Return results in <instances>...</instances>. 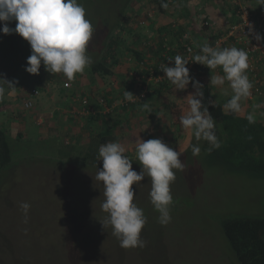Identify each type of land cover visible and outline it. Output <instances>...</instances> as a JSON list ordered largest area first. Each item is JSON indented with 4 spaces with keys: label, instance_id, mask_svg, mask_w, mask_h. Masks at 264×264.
Here are the masks:
<instances>
[{
    "label": "rangeland",
    "instance_id": "obj_1",
    "mask_svg": "<svg viewBox=\"0 0 264 264\" xmlns=\"http://www.w3.org/2000/svg\"><path fill=\"white\" fill-rule=\"evenodd\" d=\"M221 1L213 0L214 4L219 5L220 2L223 10ZM79 2L84 5L87 18L94 27L87 48V54H92V59L102 52L111 34L125 38V44L129 45L135 32L145 35L143 40L147 37L151 39L148 36L150 28L153 30L161 23L151 0ZM196 2L199 0L190 1L189 6L194 5L200 12L205 0ZM181 19L179 22L186 21L183 17ZM120 21L132 32L116 27ZM215 21L227 29L225 20ZM10 27L14 28L15 22ZM211 30L212 34L215 28ZM151 34L157 36L156 31ZM6 38L7 45L0 46V76L14 83L23 80L25 84L16 86L15 96H8L6 89L5 100H0V103L4 101L0 104V117L7 119L8 113L17 111L18 116L13 120L19 126L25 123L31 126H26L24 135L10 138L12 162L0 176V264H239L225 237L221 221L233 213L264 215V178L231 173L220 164L208 161L204 157L208 152V143L203 140L197 142L190 131L181 129L183 132L178 135L177 142L183 150L179 158L185 168L183 171L175 170L176 180L171 184L174 200L170 206L171 222L166 226L158 222L159 213L149 198L151 179L145 177L138 186L134 184L132 187L136 193L134 202L147 217L141 232V238L147 242L146 247H120L111 227L104 229L101 223L106 216L101 209L105 197L103 185L95 180V175L97 168L102 167V160L101 164L93 167L80 166V160L75 159L72 160L74 163H63L59 155L60 147L64 145L62 137L38 134L36 111L48 101L45 92L47 79L55 77L46 78L49 72L43 71L42 66L39 75L27 73V59L19 67L16 66L23 59V53L31 52L30 44L17 33ZM127 56L120 68L131 63ZM123 71L122 74H125ZM12 72L14 75L9 74ZM90 74L91 68L81 74L79 87L87 85ZM112 82L111 78H106L103 89L111 90L116 84ZM32 87H37L40 95L34 99L33 107L26 108L24 99L29 95L25 98L20 95ZM117 94L115 103L119 105L124 95L122 91ZM55 100L54 104L49 100L50 109L59 106L62 98L55 97ZM251 100L252 106L260 104L264 107V96H254ZM185 101L179 104L181 114L187 109ZM151 109V113L157 111L156 108ZM172 118L169 111L160 109L155 116L143 118L141 124L154 137L170 141L176 129ZM46 120L44 116V124ZM4 127H8L7 124ZM132 131L131 128L126 130L119 142L125 149L130 139L136 144L144 139L133 137ZM216 134L219 137L218 131ZM192 144H199V156H193ZM130 159L133 160V169L139 173L140 163L136 158ZM22 201L31 204L27 223L19 206Z\"/></svg>",
    "mask_w": 264,
    "mask_h": 264
},
{
    "label": "clouds",
    "instance_id": "obj_2",
    "mask_svg": "<svg viewBox=\"0 0 264 264\" xmlns=\"http://www.w3.org/2000/svg\"><path fill=\"white\" fill-rule=\"evenodd\" d=\"M257 5L264 6V0H256ZM161 7L167 9L169 4L161 0ZM15 22V27L10 24ZM248 23V22H247ZM0 32L5 35L17 33L23 37L31 48L27 57L25 71L39 75L41 66L52 74H63L68 82L76 79L77 74H83L93 64V59L87 54L89 42L93 36L94 27L87 18L86 9L79 0H0ZM249 34L257 41L264 42V36L256 32L252 24H248ZM188 39V34L185 35ZM199 53L192 57V62L207 67L210 71L222 70L221 74L211 75L209 84L218 87L224 95L227 82L231 96L224 105L226 114H240L243 104L252 97L254 83L249 79V53L244 48L221 47L205 42L198 45ZM170 63L162 64L160 70L164 77L175 86L177 91L191 88L187 97L188 110L179 118L180 125L190 131L197 142L206 141L207 151L219 148L221 142L216 134V121L209 105L212 100L205 102V85L191 74L187 66L189 60L177 54L167 59ZM171 65V66H170ZM7 91L8 96H15L16 86L13 81L0 76V100ZM40 91V90H39ZM135 96L130 91L124 92V99L134 102ZM254 111L245 115L249 124H255L257 115ZM142 109L152 112L149 104L144 103ZM264 115V113H261ZM193 156H199V144H192ZM136 161L141 165L138 173L132 167V159L126 155L125 147L119 142L101 144L97 160H102V167L97 168L95 180L103 185L105 197L101 209L106 216L101 221L103 228L111 227L112 235L119 240L120 247L125 249L144 248L147 242L141 238V232L147 223L144 210L135 202L136 196L133 185L137 186L145 178L151 179L149 191L150 203L159 213L158 222L166 226L172 220L170 206L174 203L171 184L176 180V171L185 168L179 158L182 151L174 150L162 138L142 140L135 146ZM24 222L29 220L31 204L20 203Z\"/></svg>",
    "mask_w": 264,
    "mask_h": 264
},
{
    "label": "trees",
    "instance_id": "obj_3",
    "mask_svg": "<svg viewBox=\"0 0 264 264\" xmlns=\"http://www.w3.org/2000/svg\"><path fill=\"white\" fill-rule=\"evenodd\" d=\"M222 1L224 9L232 7L230 1ZM166 2L169 7L164 9L161 7V0H151L157 17H161V23L152 30V32H157L156 37L151 35V39L147 37L146 40H143L144 35L141 32H135L134 38L131 39L128 45L125 44V38H117L111 34L106 45L102 48V52L95 54L96 58L93 59V64L90 67L91 74L88 77L87 86H90L93 82H99L100 96L96 103V101L92 100L90 94L87 95L89 104L93 106L94 112L80 115L79 112L75 111L74 117H81V119L87 121L90 127L96 125V128L94 130L89 129L88 136L84 135L85 144L80 143L83 137L80 134L75 136L73 141L70 142H66L63 139L64 145L60 147L61 151L59 154L63 163H74L72 160L75 159L80 160L78 164L84 167H93L101 164L97 160L99 146L107 142H121L123 133L129 128L133 129V137L141 136L142 138L144 137L143 140L145 141L151 138H160L154 137L151 132L144 130L143 124H141L143 118L148 119L155 116L160 109H166L172 114V124L176 127L172 140H163L174 150L183 151L177 142L178 135L183 132L179 122L180 116L183 115L179 104L186 102V95L193 89L190 86L186 91L176 92L175 86L163 76V71L160 70V67L162 64L170 63L167 59L177 54L182 55L186 59H188V56L192 55L191 57H193L198 54V45H202L198 39L200 35L206 36L204 38L209 41L216 40L220 35L219 32L215 31L211 34L210 25L207 24L209 16L207 11L202 13V25L199 27L193 22L191 29H188L186 25L178 22L182 17L192 21L191 7L189 6L190 0H166ZM214 5L217 6V4ZM130 9L134 11L132 6ZM175 15L178 18H171L170 20L167 18L175 17ZM116 27L121 28L123 31L129 30L132 32V29L127 28L123 21H120ZM186 34L189 36L188 39L184 38ZM7 36L0 32V46L7 45ZM227 43L224 47L234 46V37H230ZM188 47H191V51H188ZM30 54L31 52L23 53V59H20L16 66L19 67ZM89 55L92 56V54ZM126 55L131 61L128 64L127 71L135 73H132L126 80L118 79L119 76L115 69L122 65L123 58ZM262 62H264V57L259 65V70H257L258 77L262 81L259 84L262 92L260 97L264 96V68H262ZM190 63L191 61L187 66ZM189 68L191 74L205 85L204 94L205 102H207V100L212 98L209 96L208 68L196 63ZM42 70L44 71V68ZM219 70L222 73V70ZM9 74L14 75V72ZM51 76L59 77L61 74L49 73L46 78ZM76 78L79 80L80 74H77ZM106 78L114 79L113 81L116 83L121 81L123 95L125 91H130L137 96L134 98V102L126 101L123 96L122 103L119 105L115 104L116 99L112 97L111 91L103 89ZM75 80L74 82L79 83L78 80ZM18 81V83L15 82V86L20 87L25 84L23 80ZM121 84L119 82V85ZM35 88L37 89V87ZM99 98L104 99V104H100ZM210 100L215 104V107L209 105V111L216 121V131L219 132L218 139L221 142V146L213 149L210 153L206 152L207 154L205 153L206 156L204 157L210 162L220 164L228 172L243 173L253 178H264V120L262 121L257 117L255 124H249L244 118L245 116L226 114L227 110L224 109V105L227 101L220 99ZM3 103L4 101L0 104ZM144 103L149 104L151 108H156L157 113L150 114L148 111L143 110L142 105ZM81 108L82 102L79 103L77 109ZM187 110L188 106L185 113ZM119 112L122 113L120 114ZM123 113L125 116H123ZM5 125L4 120L0 121V176L2 171L12 162L11 137L4 127ZM127 145L126 154L128 157L136 158V142L130 139ZM221 226L239 264H264V215L233 213L221 221Z\"/></svg>",
    "mask_w": 264,
    "mask_h": 264
},
{
    "label": "crops",
    "instance_id": "obj_4",
    "mask_svg": "<svg viewBox=\"0 0 264 264\" xmlns=\"http://www.w3.org/2000/svg\"><path fill=\"white\" fill-rule=\"evenodd\" d=\"M190 1H193V0H190ZM203 1L199 0V2H203ZM226 1L228 2V0H226ZM199 2H196V3H199ZM245 2L247 4L253 6V7L254 6L258 7L256 0H245ZM213 4H214L213 0L212 1L205 0L204 7L202 9H200L201 11L199 10L200 12H198L196 10L194 5L191 6V13H192L191 19H192V21H189L186 19L185 22H179V21L178 22L186 25L188 27V29H191V24L193 22H194L193 24H196L197 27H199L201 24V18L199 16H202V13L205 11L210 12V13H208V15H209L208 19L211 18L212 20H217V21L225 20V18L229 14L230 10L228 8L227 9L223 8V10H222V8H220L221 7L220 2H219V5L217 4V6L213 5ZM212 7H213V9H212ZM167 18L169 20L171 19L170 17H167ZM179 20L181 21L182 19L180 18ZM222 30L225 31L226 29L223 28V29L218 30L215 28V31L219 32V33ZM149 31L150 32H149L148 36H151L152 35L151 34L152 28H150ZM210 32H212V30ZM263 36H264V33H263ZM198 39L200 40V42H201V40L202 41L205 40L204 37L201 35ZM227 44L228 43H225L224 46H226ZM262 49H263L262 54L264 55V42H262ZM128 66L129 65L127 63L124 67L120 68V66H118L115 69V71L117 72V75L119 76L118 79L122 78V79L126 80V79H128V77L130 75H132V73L133 74L135 73L133 71H131V72L127 71ZM262 68H264V62H262ZM123 69H124L123 73H125V74H122V72H121ZM216 74L222 75V73L220 72L219 69H216L214 71H210L208 69V73H207L208 84L210 81V76L216 75ZM62 75L63 74H61V76H59V77H55L54 79H51V78L47 79V82H46L47 90H45V92L47 94L48 101L45 102L44 107L41 106V109L37 108V111H36L38 113V117L36 118L37 119L36 122H37L38 126H36V127H38V129H40L38 134L45 135V136H49L51 134H54L56 137H62V140L64 139L66 142L73 141V138L75 136H77L78 134H80L81 136H83L81 138L80 143L85 144V141H86L85 136H88V132L90 131L89 129L94 130L96 128V125L90 127L88 125L87 121H85L84 119H81V117H79V116H78L79 118L74 117L75 111H73V109H74V107L75 108L79 107V103H80L79 100L84 95L90 94L92 96V100L94 102L96 101V103H97V99L100 96V87H98L99 82L98 83L93 82L90 86L82 85L79 87L78 83L76 84V82L73 81L71 83L72 85H70V87H72V88H68V87L64 86V82L66 81V78ZM80 76H81V74H80ZM77 80H75V81H77ZM113 80L114 79H112V81ZM78 81L80 82V79ZM119 82L121 84V81H119ZM119 82H117L115 84L113 81L114 86L110 90L112 93V97L114 99L118 98L117 92L123 91V86H122V84L119 85ZM122 82H124V81H122ZM209 86H210L209 96L212 97L210 99H214V100L220 99V100L228 101V99L231 96V89L228 87L227 83H225L224 88L227 90L228 95H224L222 90L218 87L212 86L210 84H209ZM33 88H35V87H32V89ZM24 92H25L24 93L25 95L23 94V97L24 98L28 97L30 89H26V90H24ZM59 96L62 98L60 104H59V101L57 102V104H59V106H57L55 109H50L51 104L48 103L49 100L51 102H53V104H54V102L57 101V100H55V97H59ZM20 97H22V96L20 95ZM251 101L252 100L250 98L243 104V111L238 115L244 117L247 113L254 111V107L252 106ZM115 104H117V103H115ZM13 109H15V108H13ZM15 110H17V109H15ZM255 112H256L257 117L263 121L264 115H261V113H264V107L255 109ZM8 114L9 115L7 116V119L2 118L3 116H1L0 121L4 120L5 123L7 124L8 127H5V128L7 129L10 137L12 139H15V136L18 137L19 135H24L26 130H27L26 126H31V125L25 123L22 126H19V123L17 124L16 121L13 120L14 118H16V116H18L17 111L12 110V113L11 114L8 113ZM44 116L47 119L45 124H44ZM34 117H36V115ZM24 119H27V117H25ZM14 123H16V124H14Z\"/></svg>",
    "mask_w": 264,
    "mask_h": 264
},
{
    "label": "built area",
    "instance_id": "obj_5",
    "mask_svg": "<svg viewBox=\"0 0 264 264\" xmlns=\"http://www.w3.org/2000/svg\"><path fill=\"white\" fill-rule=\"evenodd\" d=\"M231 2L232 7L229 9V14L225 18L227 29L220 31V36L216 40L206 39L202 43L208 42L215 45L219 43L221 47H224L225 43L228 42L230 37H234V46L237 48H244L249 53L250 69L248 72L249 79L254 83L252 90V97L260 96L262 93L259 84L262 83L258 77L259 65L262 61V42H257L248 32V24H252L256 32H259L261 36L264 33V6L253 7L245 2V0H228ZM222 7V6H221ZM248 22V23H247ZM207 24L212 28L223 29L222 26L216 24L215 20L209 18ZM222 33V34H221ZM188 51H191V47H188ZM191 55V54H190ZM192 56V55H191ZM188 56L191 61L192 57ZM195 62L190 63L188 67H192ZM165 74L163 73V76ZM66 81L64 82L65 86ZM69 86L70 87V82ZM29 97L24 100V106L31 108L34 105V99L39 96L40 91L33 88L29 92ZM100 104H104V99L99 98ZM79 102H82V108L77 109L74 107L73 111H77L80 115H87L94 112L93 106L89 104L87 95L80 98ZM105 106V105H104Z\"/></svg>",
    "mask_w": 264,
    "mask_h": 264
}]
</instances>
